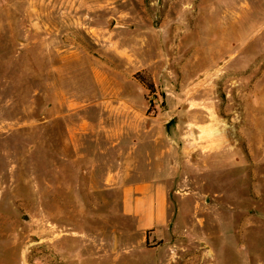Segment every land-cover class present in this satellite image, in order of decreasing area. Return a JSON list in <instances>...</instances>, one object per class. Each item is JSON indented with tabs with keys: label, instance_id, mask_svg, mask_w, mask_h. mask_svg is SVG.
<instances>
[{
	"label": "rangeland",
	"instance_id": "1",
	"mask_svg": "<svg viewBox=\"0 0 264 264\" xmlns=\"http://www.w3.org/2000/svg\"><path fill=\"white\" fill-rule=\"evenodd\" d=\"M150 177L137 256L264 264V0H0V264H114Z\"/></svg>",
	"mask_w": 264,
	"mask_h": 264
},
{
	"label": "crops",
	"instance_id": "2",
	"mask_svg": "<svg viewBox=\"0 0 264 264\" xmlns=\"http://www.w3.org/2000/svg\"><path fill=\"white\" fill-rule=\"evenodd\" d=\"M122 212L127 218L133 220L134 229L127 234L131 237L136 236L139 240L130 241L128 239L129 241L124 242V253L120 251L121 242L114 243L118 255L112 256V263L119 264L125 261L122 264L129 262L173 264L174 262L166 254H158L152 261L136 255L138 249L142 248L146 242L153 238L159 239L160 235L167 232L171 225L170 200L164 182L158 177L129 181L123 189Z\"/></svg>",
	"mask_w": 264,
	"mask_h": 264
},
{
	"label": "trees",
	"instance_id": "3",
	"mask_svg": "<svg viewBox=\"0 0 264 264\" xmlns=\"http://www.w3.org/2000/svg\"><path fill=\"white\" fill-rule=\"evenodd\" d=\"M138 79L141 81L142 84H144L148 89L153 90L154 86L152 83L148 82V80L145 77L139 76Z\"/></svg>",
	"mask_w": 264,
	"mask_h": 264
},
{
	"label": "water",
	"instance_id": "4",
	"mask_svg": "<svg viewBox=\"0 0 264 264\" xmlns=\"http://www.w3.org/2000/svg\"><path fill=\"white\" fill-rule=\"evenodd\" d=\"M173 122H174V120H172V121H171L169 124H167V127H169V126H170V124H171V123H173Z\"/></svg>",
	"mask_w": 264,
	"mask_h": 264
}]
</instances>
